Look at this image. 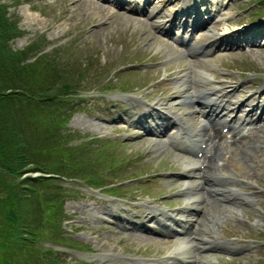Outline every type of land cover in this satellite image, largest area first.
<instances>
[{"label": "rangeland", "instance_id": "374dc122", "mask_svg": "<svg viewBox=\"0 0 264 264\" xmlns=\"http://www.w3.org/2000/svg\"><path fill=\"white\" fill-rule=\"evenodd\" d=\"M0 1L7 2L8 13L22 30L9 40L13 49L33 45L28 55L45 52L65 67L62 74L74 78L73 72L85 69L79 86L67 93L71 108L66 143L82 153L78 158L86 165L73 164L76 173L55 176L54 184L36 185L40 191L54 193L56 187L62 192L63 219L56 229L49 228L57 236L38 241L60 258H53L56 264H126L133 262L132 256H165L180 242L174 243V237H166L172 240L167 242L144 239L130 233L131 228L125 227L127 220L122 219L129 212L147 213L140 201L150 202L157 195H167L164 202L168 205L181 203L178 211L189 203L186 195H191L192 202L198 198L195 203L202 211L194 227L196 241L199 236L200 243L215 238L226 242L212 247L220 252L199 253L200 263L264 264V129L255 131L256 138L215 148L208 167L210 172L217 171L220 167L214 166L215 161L223 162L220 171L228 166L215 177L226 190L224 194L214 191L211 195L206 188L197 190V185L186 191L182 176L191 163L166 143L177 129L173 117L184 116L193 124L186 112L189 106L181 101L189 93L183 91L187 80L193 86L196 75L202 69L209 71L212 65L219 66L214 72L231 75L236 83L245 85L238 91L240 96L251 94L262 105V118L248 126L264 124V28L259 27L264 26V0H139V6L144 5L142 11L125 8L135 0H122L119 5L113 0H92L101 4L102 10L88 8L83 0ZM199 10L197 16L208 23L195 29L196 34L189 29L190 19ZM153 19L171 20L165 22L171 30L154 26ZM185 19L180 35L178 29ZM245 24L258 30L226 35L239 43L221 49L223 52L214 57L193 60V70L183 77L192 57L183 52L179 40H186L189 47L190 43L209 42L206 46L212 50L219 44L212 41L217 33ZM247 36L256 42L250 43ZM124 90L135 95L133 109H124L123 104H129L120 100ZM139 97H146L154 107L168 109L171 117L162 133H147L134 123L139 113L152 108ZM32 140L37 148L36 139ZM226 152L229 156L224 158ZM54 159L59 163L60 158ZM229 169L232 173L223 176ZM27 173L36 176L42 172L31 169ZM190 173L196 174L197 169ZM231 190L237 191L236 196ZM119 197L130 198V205ZM229 244L244 247L238 253L236 249L226 253Z\"/></svg>", "mask_w": 264, "mask_h": 264}, {"label": "trees", "instance_id": "16d2710c", "mask_svg": "<svg viewBox=\"0 0 264 264\" xmlns=\"http://www.w3.org/2000/svg\"><path fill=\"white\" fill-rule=\"evenodd\" d=\"M7 9L0 1V264H56L53 258H60L38 241L53 236L49 228L63 219L62 192L36 185L76 173L73 164L86 165L66 143L67 93L79 86L85 69L74 78L47 53L28 55L33 45L13 49L9 40L22 30ZM31 169L42 173L29 175Z\"/></svg>", "mask_w": 264, "mask_h": 264}, {"label": "bare ground", "instance_id": "6f19581e", "mask_svg": "<svg viewBox=\"0 0 264 264\" xmlns=\"http://www.w3.org/2000/svg\"><path fill=\"white\" fill-rule=\"evenodd\" d=\"M84 1V4L85 5H87V7L88 8H90V9H97V10H102V5L101 4H99L98 2L97 3H94L92 0H83ZM163 1V0H162ZM152 24L154 25V26H159V25H161L162 24V22L161 21H159L158 19L157 20H154L153 22H152ZM218 38H216V39H214V40H217ZM203 102H205V103H210V102H212L214 105H216V107H218V106H221V103L217 100V99H214V100H212L211 98H209V100H202ZM264 108V107H263ZM252 109H256V107H252L251 109H249V111L250 110H252ZM256 111V110H255ZM255 113V112H254ZM253 115V114H252ZM262 128V126H260V127H258L256 130L257 131H260V129ZM180 129H186V132H191V130H189V128H188V126H186L183 122H182V124H180ZM189 130V131H188ZM251 134H254L255 133V131L253 130V129H251L250 131H249ZM196 134H203V135H208L207 134V130H206V128L204 127V126H200V128L199 129H197V132H196ZM215 135H217V136H219V137H222L223 136V133L221 132V131H216L215 132ZM261 143V142H260ZM227 163V162H226ZM225 165V164H224ZM227 165H228V163H227ZM226 167V166H225ZM224 167V168H225ZM220 168H221V166H220ZM227 168H228V166L223 170V172L225 171V170H227ZM219 170V169H218ZM218 170L217 171H211L210 172V175H212V176H214L215 174H217V176L219 175V174H221L222 173V171H220L219 170V172H218ZM207 172V171H206ZM225 174V173H224ZM217 178V177H216ZM191 189V188H190ZM214 189H218V188H214ZM219 190V189H218ZM169 221H170V219H169ZM141 235V234H140ZM140 237H142V238H144V239H155V241L156 240H158L159 238H158V235H156V234H154V235H150V234H147L146 236L145 235H141ZM189 242H191V239H188V240H182V241H180V243L174 248V249H180V251H179V253H181V254H183V252H184V250H185V244L186 245H189ZM183 249V250H182ZM188 249V248H187Z\"/></svg>", "mask_w": 264, "mask_h": 264}]
</instances>
